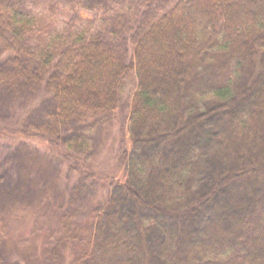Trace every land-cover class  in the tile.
I'll list each match as a JSON object with an SVG mask.
<instances>
[{
    "label": "trees",
    "instance_id": "trees-1",
    "mask_svg": "<svg viewBox=\"0 0 264 264\" xmlns=\"http://www.w3.org/2000/svg\"><path fill=\"white\" fill-rule=\"evenodd\" d=\"M27 4L0 0V89L45 82L54 126L110 117L136 77L122 177L72 264H264V0H175L142 25L128 64L90 33L33 52L58 4L40 20L22 14Z\"/></svg>",
    "mask_w": 264,
    "mask_h": 264
},
{
    "label": "rangeland",
    "instance_id": "rangeland-1",
    "mask_svg": "<svg viewBox=\"0 0 264 264\" xmlns=\"http://www.w3.org/2000/svg\"><path fill=\"white\" fill-rule=\"evenodd\" d=\"M56 1L58 7L46 22L39 18L48 11V0H26L22 5V14L41 23L29 42L33 52L49 49L67 33H90L115 43L128 64L145 22L175 0H157L147 9L142 0ZM135 88V74L129 72L115 114L61 127L52 123V94L45 82L0 89V177L8 183L3 191L0 188L4 264H72L82 254L93 212L107 198L113 178L122 177L120 155L128 148ZM19 161L26 166L22 172ZM10 188L18 194L7 200ZM64 228L74 230V239Z\"/></svg>",
    "mask_w": 264,
    "mask_h": 264
}]
</instances>
